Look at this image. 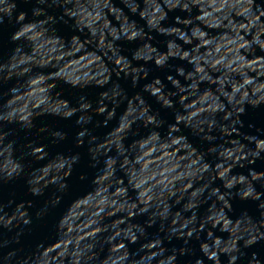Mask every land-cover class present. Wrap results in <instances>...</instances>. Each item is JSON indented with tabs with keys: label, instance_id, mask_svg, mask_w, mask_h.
<instances>
[{
	"label": "clouds",
	"instance_id": "clouds-1",
	"mask_svg": "<svg viewBox=\"0 0 264 264\" xmlns=\"http://www.w3.org/2000/svg\"><path fill=\"white\" fill-rule=\"evenodd\" d=\"M0 264H264V0H0Z\"/></svg>",
	"mask_w": 264,
	"mask_h": 264
}]
</instances>
